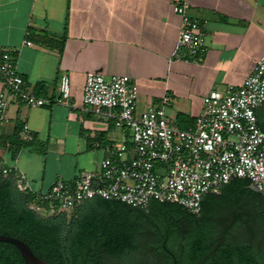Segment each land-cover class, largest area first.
Instances as JSON below:
<instances>
[{
	"label": "crops",
	"instance_id": "crops-1",
	"mask_svg": "<svg viewBox=\"0 0 264 264\" xmlns=\"http://www.w3.org/2000/svg\"><path fill=\"white\" fill-rule=\"evenodd\" d=\"M183 1L204 25L206 51L196 63L174 56L180 17L172 6ZM0 46L40 98H55L59 77L69 78L68 100L30 108L9 99L0 114V170L23 174L34 196L57 179L98 173L105 146L129 140L105 114L84 108L87 73L128 76L138 88L137 113L161 106L185 129L211 91L241 86L264 57V0H0ZM255 114L264 124V108ZM23 128L31 141L20 138Z\"/></svg>",
	"mask_w": 264,
	"mask_h": 264
},
{
	"label": "built area",
	"instance_id": "built-area-1",
	"mask_svg": "<svg viewBox=\"0 0 264 264\" xmlns=\"http://www.w3.org/2000/svg\"><path fill=\"white\" fill-rule=\"evenodd\" d=\"M172 11L180 17L174 56L196 63L206 51L204 25L189 15L186 1L174 3ZM0 76L6 89L0 93V114L9 99L37 108L70 97L66 74L59 77L55 98L36 96L17 71L10 51L2 46ZM137 94V85L126 75L86 74L84 108L105 114L114 127L129 132V140L105 146L107 156L98 173L78 174L70 181L57 179L46 191L35 194L36 203L51 204L50 212H71L94 198L142 210L157 201L176 203L198 214L203 197L219 193L233 179H247L264 192V131L255 114L257 108H264V57L241 86L211 91L201 114L185 129L171 125L161 106L149 105L137 113ZM168 101L164 98L163 103ZM19 136L25 141L33 139L26 128ZM1 173H13L17 187L29 190L23 174L10 168ZM40 205L34 207L40 210Z\"/></svg>",
	"mask_w": 264,
	"mask_h": 264
},
{
	"label": "trees",
	"instance_id": "trees-1",
	"mask_svg": "<svg viewBox=\"0 0 264 264\" xmlns=\"http://www.w3.org/2000/svg\"><path fill=\"white\" fill-rule=\"evenodd\" d=\"M258 126L264 131V124ZM18 132L11 144L19 141ZM250 184L233 179L205 195L198 214L176 203L151 201L142 210L94 198L71 212L42 216L33 208L40 205L35 195L0 170V235L23 241L49 264H264V237L257 243L227 237L251 217L237 213L243 199L264 210V196ZM40 209L49 210L45 204ZM0 264L25 263L14 245L0 242Z\"/></svg>",
	"mask_w": 264,
	"mask_h": 264
},
{
	"label": "flooded vegetation",
	"instance_id": "flooded-vegetation-1",
	"mask_svg": "<svg viewBox=\"0 0 264 264\" xmlns=\"http://www.w3.org/2000/svg\"><path fill=\"white\" fill-rule=\"evenodd\" d=\"M245 203V199L242 200V205L237 211L240 217L243 219L246 211L250 212L251 217L243 223L239 228H236L227 237L232 241L237 242H249L257 243L262 237H264V228L260 227L262 217H264V210L260 209L256 204ZM245 210V211H244ZM251 224V225H250Z\"/></svg>",
	"mask_w": 264,
	"mask_h": 264
},
{
	"label": "water",
	"instance_id": "water-1",
	"mask_svg": "<svg viewBox=\"0 0 264 264\" xmlns=\"http://www.w3.org/2000/svg\"><path fill=\"white\" fill-rule=\"evenodd\" d=\"M248 188L252 190L253 192H256L264 196V192H261L255 185L250 184ZM0 242H7V243L14 245L20 252V255L25 264H49L47 261L42 260L38 258L37 256H35L30 250V248L28 247V245H26L23 241L17 238L0 235Z\"/></svg>",
	"mask_w": 264,
	"mask_h": 264
},
{
	"label": "rangeland",
	"instance_id": "rangeland-1",
	"mask_svg": "<svg viewBox=\"0 0 264 264\" xmlns=\"http://www.w3.org/2000/svg\"><path fill=\"white\" fill-rule=\"evenodd\" d=\"M49 206L51 207V204L50 205H46V207H47V209L49 208ZM33 208H34V206H33ZM37 212L40 214V215H42V216H45V215H47V214H51L52 212H50L49 210H43V209H40V210H37Z\"/></svg>",
	"mask_w": 264,
	"mask_h": 264
}]
</instances>
